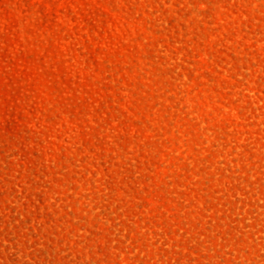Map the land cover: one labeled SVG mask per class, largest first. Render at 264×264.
Segmentation results:
<instances>
[{
  "label": "rangeland",
  "instance_id": "374dc122",
  "mask_svg": "<svg viewBox=\"0 0 264 264\" xmlns=\"http://www.w3.org/2000/svg\"><path fill=\"white\" fill-rule=\"evenodd\" d=\"M0 264H264V0H0Z\"/></svg>",
  "mask_w": 264,
  "mask_h": 264
}]
</instances>
